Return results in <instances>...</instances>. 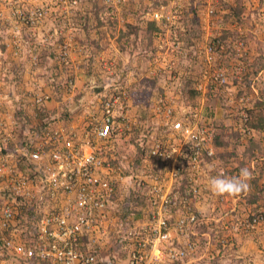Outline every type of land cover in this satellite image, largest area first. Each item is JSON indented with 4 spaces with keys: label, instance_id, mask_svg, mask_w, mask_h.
Instances as JSON below:
<instances>
[{
    "label": "rangeland",
    "instance_id": "1",
    "mask_svg": "<svg viewBox=\"0 0 264 264\" xmlns=\"http://www.w3.org/2000/svg\"><path fill=\"white\" fill-rule=\"evenodd\" d=\"M53 1L34 29L11 7L0 25V148L17 151L28 141L35 144L47 122L77 132L76 139L85 138L86 125L101 114L103 102L112 94L126 95L123 132L106 149L118 185L106 237L112 254L119 239L147 222L150 187L169 181L163 164L148 151L144 159L137 158L138 136L147 146L151 134L163 132L161 103L168 101L178 113L196 109L215 136V154L206 158L200 175L199 198L208 199L209 205L199 207L198 198L197 208L210 218L229 210L222 196L211 192L210 179L222 170L225 176H237L246 167L252 172L248 191L229 198L237 199L238 212H264V130L248 125V109L264 101V0H217L211 16L207 0H181L173 26L154 18L163 13L162 6L172 7V0H105L103 6V0H77L75 6ZM191 25L199 27L200 34L187 32ZM214 38L220 44L213 67L226 71L228 79L205 92L199 86L205 84L208 64L201 51ZM66 43L68 61L61 57ZM37 48L35 63L30 54ZM193 89L200 92L197 99ZM46 95L50 97L37 103V97ZM32 131L39 139L24 140ZM252 143L258 146L254 156ZM186 183L187 178L176 180L173 189L180 191L179 185ZM211 221L215 229L226 220L220 225ZM229 233L235 248L226 251L225 259L264 260V233L250 238L222 232Z\"/></svg>",
    "mask_w": 264,
    "mask_h": 264
},
{
    "label": "built area",
    "instance_id": "2",
    "mask_svg": "<svg viewBox=\"0 0 264 264\" xmlns=\"http://www.w3.org/2000/svg\"><path fill=\"white\" fill-rule=\"evenodd\" d=\"M6 1L0 0V25L6 16L4 8L11 5L31 29L43 22L50 9L49 0H13V4L8 0L4 6ZM178 1L172 0L170 8L162 6L163 13H155L154 18L166 19L173 26L181 10ZM53 2L77 4V0ZM216 3L207 0L208 16L215 14ZM219 44L220 39L214 38L201 51L208 64L205 84L199 86L205 92L228 79L226 71L213 67ZM68 48L66 43L61 53L66 61ZM37 50L30 54L35 63ZM49 97L39 96L37 103ZM125 100L124 94L106 99L101 114L86 125L85 138L76 139L77 132L48 122L26 153H0V264H264V260L242 255L237 257L245 259L238 263L225 259L226 251L235 245L229 243L230 233L222 232L230 230L235 236L250 238L263 234L264 212L245 208L238 212L237 199L229 196L221 197L229 210L216 217L197 208L203 189L200 175L206 158L215 154L211 146L215 136L196 109L178 113L168 101L161 103L164 130L150 135L147 149L150 157L163 164L169 181L165 185L157 181L150 187L144 227L131 230L119 239L114 253H109L112 247H107L106 237L118 185L106 149L123 132L128 118ZM181 178H187V183L179 185L182 191H175L174 182ZM211 219L218 225L226 221L213 229Z\"/></svg>",
    "mask_w": 264,
    "mask_h": 264
},
{
    "label": "trees",
    "instance_id": "3",
    "mask_svg": "<svg viewBox=\"0 0 264 264\" xmlns=\"http://www.w3.org/2000/svg\"><path fill=\"white\" fill-rule=\"evenodd\" d=\"M105 2L106 1L103 0L100 2V4L103 6ZM102 6L100 8H102ZM187 32L195 36V35L200 34V29L199 27L197 28L194 25H191V26H188ZM191 92L193 93V96L195 97V99H197L198 96L200 95V92L195 89L191 90ZM248 114H249V122H248L249 127H252L253 129H256V130L263 131L264 130V101L258 100L252 108L248 109ZM21 118L22 117H20L19 119ZM29 120H30L29 118H25V122H29ZM139 138L140 137L138 136L139 143H137V158L138 160H141L146 157L148 149H147V146H145L143 142L139 141L140 140ZM252 144L253 145L250 147L249 150L251 152V155L254 156L258 151V146L255 145L254 143ZM0 152L4 153L5 150L0 148Z\"/></svg>",
    "mask_w": 264,
    "mask_h": 264
},
{
    "label": "clouds",
    "instance_id": "4",
    "mask_svg": "<svg viewBox=\"0 0 264 264\" xmlns=\"http://www.w3.org/2000/svg\"><path fill=\"white\" fill-rule=\"evenodd\" d=\"M252 172L248 168H241L237 176H225L223 173L210 179V190L216 196L236 197L248 191V181Z\"/></svg>",
    "mask_w": 264,
    "mask_h": 264
},
{
    "label": "crops",
    "instance_id": "5",
    "mask_svg": "<svg viewBox=\"0 0 264 264\" xmlns=\"http://www.w3.org/2000/svg\"><path fill=\"white\" fill-rule=\"evenodd\" d=\"M13 9V5L12 6H9V7H7V8H4V10H5V13L6 14H9L10 12H11V8ZM17 120L15 121V124H17ZM48 123V122H47ZM15 127L14 126H12L11 125V129L13 130ZM37 135H39L38 133H36V132H34V131H32L31 133H28L27 135H24L23 136V138H24V140H30L31 138H34V136H36L37 137ZM27 138V139H26ZM38 138V137H37ZM40 138V137H39ZM38 138V139H39ZM27 143H29L27 146H26V148H21V149H19V150H17V151H9L10 149H7V150H5V152L3 153V155H5L7 152H10V153H14V154H16V155H19V154H23V153H26L27 152V147H31L30 149H32L33 148V145H31V141H28ZM35 145V144H34ZM7 151V152H6ZM1 153V152H0ZM203 200V201H202ZM199 202H198V206L199 207H203V208H206V205H209V203H208V199H204V198H199V200H198ZM204 210H207V209H204ZM209 210V209H208Z\"/></svg>",
    "mask_w": 264,
    "mask_h": 264
}]
</instances>
